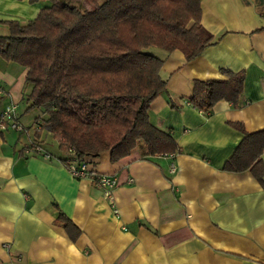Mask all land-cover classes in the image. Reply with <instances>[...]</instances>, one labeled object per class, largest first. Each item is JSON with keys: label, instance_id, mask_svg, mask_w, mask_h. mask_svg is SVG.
<instances>
[{"label": "crops", "instance_id": "1", "mask_svg": "<svg viewBox=\"0 0 264 264\" xmlns=\"http://www.w3.org/2000/svg\"><path fill=\"white\" fill-rule=\"evenodd\" d=\"M199 1L200 25L214 43L191 61L152 49L166 91L151 102L148 120L177 150L83 158L114 178L116 214L89 180L68 174L51 135L35 132L26 70L0 58V110L13 102L19 123L33 131L0 132V264H264V153L255 173L223 169L245 134L264 131V0ZM46 4L0 0V37ZM224 71L243 74L237 106L220 101L196 111L188 103L194 81L224 79ZM29 140L53 159L27 155Z\"/></svg>", "mask_w": 264, "mask_h": 264}, {"label": "trees", "instance_id": "2", "mask_svg": "<svg viewBox=\"0 0 264 264\" xmlns=\"http://www.w3.org/2000/svg\"><path fill=\"white\" fill-rule=\"evenodd\" d=\"M45 1L33 21L7 24L0 58L26 70L27 110L37 111L40 130L66 155L60 161L103 152L110 162L137 151L145 157L174 153L171 136L148 120L151 102L166 91L162 60L150 51L178 50L191 61L212 45V35L200 25V1ZM222 75L194 81L189 105L205 114L220 101L236 107L243 74ZM262 153L264 131L245 134L223 169L255 173ZM63 223L71 232L70 223Z\"/></svg>", "mask_w": 264, "mask_h": 264}, {"label": "built area", "instance_id": "3", "mask_svg": "<svg viewBox=\"0 0 264 264\" xmlns=\"http://www.w3.org/2000/svg\"><path fill=\"white\" fill-rule=\"evenodd\" d=\"M39 123L35 126V132H39ZM16 132L20 135L29 136V128L23 127L17 116V106L12 102L7 104L2 110H0V132ZM24 152L27 155L41 156L45 160H52V156L45 152L41 146L33 140H29ZM60 164L66 169L68 174L75 179H87L90 183L102 193V196L106 199L111 206L113 213L116 214L114 208L113 189L115 187V180L109 175L98 174L93 168H89V164L85 161L68 160L66 162L60 161ZM173 171V166H171ZM131 182V180L129 181Z\"/></svg>", "mask_w": 264, "mask_h": 264}, {"label": "rangeland", "instance_id": "4", "mask_svg": "<svg viewBox=\"0 0 264 264\" xmlns=\"http://www.w3.org/2000/svg\"><path fill=\"white\" fill-rule=\"evenodd\" d=\"M81 2L83 1V0H80ZM73 5H75V6H78V5H80V6H83V7H87V5L86 4H81V3H73ZM153 55H154V51H150ZM23 105V104H22ZM23 108V107H22ZM21 108V109H22ZM26 120L27 119H23L22 120V122L23 123H26ZM24 127V126H23ZM25 128H27L28 129V127H25ZM31 132H33L32 130H30V132H29V135H31ZM44 137H47L45 134L43 135ZM27 137V136H26ZM47 138H49V141H50V137H47ZM52 140V139H51ZM48 141H46V145L48 146V147H50L51 148V150L52 151H55V147H54V144L51 142V144H49V143H47Z\"/></svg>", "mask_w": 264, "mask_h": 264}]
</instances>
